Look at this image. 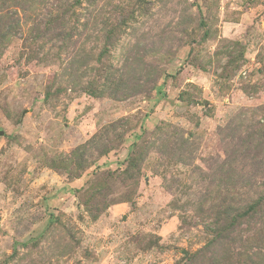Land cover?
<instances>
[{
    "label": "rangeland",
    "instance_id": "obj_1",
    "mask_svg": "<svg viewBox=\"0 0 264 264\" xmlns=\"http://www.w3.org/2000/svg\"><path fill=\"white\" fill-rule=\"evenodd\" d=\"M0 264H264V0H0Z\"/></svg>",
    "mask_w": 264,
    "mask_h": 264
}]
</instances>
